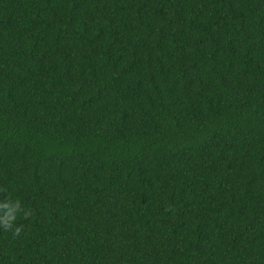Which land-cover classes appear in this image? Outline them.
Instances as JSON below:
<instances>
[{"label": "trees", "instance_id": "obj_1", "mask_svg": "<svg viewBox=\"0 0 264 264\" xmlns=\"http://www.w3.org/2000/svg\"><path fill=\"white\" fill-rule=\"evenodd\" d=\"M16 200L0 264H264V0H0Z\"/></svg>", "mask_w": 264, "mask_h": 264}, {"label": "clouds", "instance_id": "obj_2", "mask_svg": "<svg viewBox=\"0 0 264 264\" xmlns=\"http://www.w3.org/2000/svg\"><path fill=\"white\" fill-rule=\"evenodd\" d=\"M0 228L12 231L13 235H19L21 229L15 227L18 217L27 219L31 215V210L22 207L21 201L16 200L12 203L0 202Z\"/></svg>", "mask_w": 264, "mask_h": 264}]
</instances>
